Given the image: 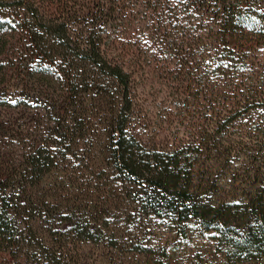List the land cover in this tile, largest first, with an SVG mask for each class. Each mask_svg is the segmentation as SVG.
<instances>
[{"label": "trees", "instance_id": "trees-1", "mask_svg": "<svg viewBox=\"0 0 264 264\" xmlns=\"http://www.w3.org/2000/svg\"><path fill=\"white\" fill-rule=\"evenodd\" d=\"M159 82L202 102L173 146L136 118ZM32 102L55 124L0 172L8 264H171L197 238L264 264V0H0V110Z\"/></svg>", "mask_w": 264, "mask_h": 264}, {"label": "rangeland", "instance_id": "rangeland-1", "mask_svg": "<svg viewBox=\"0 0 264 264\" xmlns=\"http://www.w3.org/2000/svg\"><path fill=\"white\" fill-rule=\"evenodd\" d=\"M45 89L46 85L29 88L30 98L36 99L38 96L40 99L46 96V92L50 90ZM53 92L58 95L61 93V89L54 88L51 93ZM137 97L139 115L136 118L138 119L139 130L151 138L157 137L155 141L161 142L165 146H173L174 143L185 140L188 135L186 132L189 129L188 126L195 122L194 116L198 120L200 114L197 112L202 109V102L194 99L186 102L189 109L185 107L183 110L177 109L176 94L171 92L162 82L159 84H139ZM178 112L180 119L176 118ZM50 118H52L51 121ZM54 119L52 115L50 116L49 113L45 112L40 103L32 102L26 106L15 104L12 108L0 110V172L11 169L22 162L23 157L29 153L36 142L43 138L45 130L53 127ZM157 219L161 220V218ZM193 234L196 235V232L193 231ZM150 235L164 245H167L165 242H170L172 238L171 229L164 225L153 229ZM190 244L187 246H189L188 250H191V254L185 255L182 252V255H178L174 262L171 261V264H209L205 263L207 259L203 251L212 247L211 252L214 254L216 241L197 238ZM171 249L172 246H167V250ZM180 249L184 250L185 247ZM193 257H196L195 262H191ZM7 261L9 260L6 259V255L0 254V264H8Z\"/></svg>", "mask_w": 264, "mask_h": 264}]
</instances>
